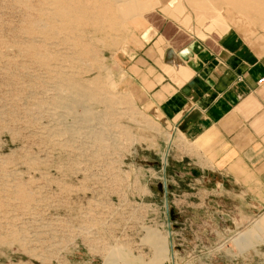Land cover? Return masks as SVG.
Listing matches in <instances>:
<instances>
[{
  "label": "rangeland",
  "instance_id": "374dc122",
  "mask_svg": "<svg viewBox=\"0 0 264 264\" xmlns=\"http://www.w3.org/2000/svg\"><path fill=\"white\" fill-rule=\"evenodd\" d=\"M139 2L123 32L92 16L109 0H0V264H264V211L169 177L180 133L125 58L166 22L234 29L264 53V0ZM73 83L96 92L86 107L70 110Z\"/></svg>",
  "mask_w": 264,
  "mask_h": 264
},
{
  "label": "crops",
  "instance_id": "0c3cea01",
  "mask_svg": "<svg viewBox=\"0 0 264 264\" xmlns=\"http://www.w3.org/2000/svg\"><path fill=\"white\" fill-rule=\"evenodd\" d=\"M147 33L127 52L126 70L139 100L180 133L164 149L169 177L200 183L204 200H239V213L264 211V53L234 29L184 34L166 22Z\"/></svg>",
  "mask_w": 264,
  "mask_h": 264
},
{
  "label": "bare ground",
  "instance_id": "6f19581e",
  "mask_svg": "<svg viewBox=\"0 0 264 264\" xmlns=\"http://www.w3.org/2000/svg\"><path fill=\"white\" fill-rule=\"evenodd\" d=\"M127 1V0H125ZM133 3H136V10L133 9V6L131 4H125L124 0H109L110 8H104L100 12H95L92 16L99 20L100 23H102V26H105V28H112L115 30L120 31H127L126 23L129 19L134 18L137 19L138 17H143V12L141 13L140 7L147 6L145 2L140 3L139 0H132ZM135 7V6H134ZM143 14V15H142ZM139 26H142V22L138 23ZM130 26V25H129ZM116 33V32H115ZM121 41V40H120ZM168 42V41H167ZM169 43V42H168ZM172 48V47H171ZM75 89H77L76 95L70 100L69 102V108L72 110L73 107L76 106H84L92 101L95 97V93L87 92L83 87H81L79 84L73 83L71 85ZM87 111V110H86ZM166 175V169L162 168ZM164 187L167 188V182L164 181ZM167 192V189H166ZM166 208H168V203L166 202Z\"/></svg>",
  "mask_w": 264,
  "mask_h": 264
},
{
  "label": "built area",
  "instance_id": "2783aa9c",
  "mask_svg": "<svg viewBox=\"0 0 264 264\" xmlns=\"http://www.w3.org/2000/svg\"><path fill=\"white\" fill-rule=\"evenodd\" d=\"M260 83H264V76L260 79Z\"/></svg>",
  "mask_w": 264,
  "mask_h": 264
}]
</instances>
